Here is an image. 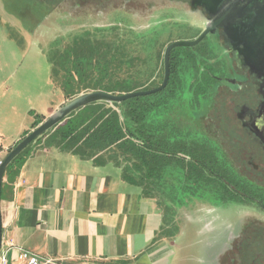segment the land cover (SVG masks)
Masks as SVG:
<instances>
[{
    "label": "trees",
    "instance_id": "16d2710c",
    "mask_svg": "<svg viewBox=\"0 0 264 264\" xmlns=\"http://www.w3.org/2000/svg\"><path fill=\"white\" fill-rule=\"evenodd\" d=\"M26 1L36 12L43 6L48 13L65 0ZM163 32L160 27L138 32L119 24L83 31L66 44L57 40L52 80L68 100L97 91L124 95L157 88L155 76L160 70L164 74V52L172 41H162ZM177 51L171 53L165 90L120 104L98 102L73 112L29 145L5 174L38 144L100 167L112 164L121 170L124 181L156 200L164 221L160 236L168 239L179 234V208L210 200L217 205L234 202L230 184L235 182L216 176L224 173L218 147L176 118L180 110L196 113L208 99L211 84L216 83L208 73L209 61L218 55L205 42L184 56ZM36 118L34 129L44 121Z\"/></svg>",
    "mask_w": 264,
    "mask_h": 264
},
{
    "label": "crops",
    "instance_id": "0c3cea01",
    "mask_svg": "<svg viewBox=\"0 0 264 264\" xmlns=\"http://www.w3.org/2000/svg\"><path fill=\"white\" fill-rule=\"evenodd\" d=\"M24 6L35 22L39 13L31 2L0 0L2 160L34 130L36 116L45 120L71 101L51 76L41 79L35 34L21 46L3 27ZM1 218L0 264H28L23 253L55 264H176L183 234L181 227L174 239L160 236L158 203L124 181L116 166L100 167L39 144L4 175Z\"/></svg>",
    "mask_w": 264,
    "mask_h": 264
},
{
    "label": "rangeland",
    "instance_id": "374dc122",
    "mask_svg": "<svg viewBox=\"0 0 264 264\" xmlns=\"http://www.w3.org/2000/svg\"><path fill=\"white\" fill-rule=\"evenodd\" d=\"M182 1L183 4L180 5L176 0H66L56 7L50 17L44 15L42 5V8H37V22L28 17V7L24 6V9L19 10L21 13L12 14L13 17L4 20L3 27L21 46H28V41L32 39L30 36L35 34V48L39 51V57L35 55V60L39 63L42 79L47 75L52 77L51 57L57 40L66 44L79 33L94 28L120 24L138 32H146L165 18L160 15L165 11L171 13L170 18L173 20L169 18L163 25L168 26L173 22L181 24L177 23L180 24L178 27H166L161 34V40H193L199 32L198 28H202L204 23L200 25L194 15L185 17L183 13H189L190 7L188 0ZM189 24L191 28L186 27ZM188 49L193 48H177V52L184 56ZM223 56L229 59L224 53ZM160 66L162 67L161 62ZM159 69L161 68L158 67ZM161 75L163 76L162 70L155 76L157 85H161ZM242 103V96L236 91L221 87L215 93L214 99L200 112L180 110L176 118L189 130H198L201 135L213 141L238 165L244 155L254 151L252 145L244 137H240L241 131L237 128L235 114ZM258 183L264 186V180H259ZM190 206L178 209L176 221L179 232L183 228V234L178 240L176 264H219L221 256L230 249L235 238L242 232L243 224H248L244 235L250 238L248 250L252 251L253 246L264 239V215L258 211L257 213L226 205L214 212H207L211 210L208 202H196ZM198 210L204 213L199 214ZM252 255L244 257L235 252L222 264H250L255 257Z\"/></svg>",
    "mask_w": 264,
    "mask_h": 264
},
{
    "label": "flooded vegetation",
    "instance_id": "af4514ba",
    "mask_svg": "<svg viewBox=\"0 0 264 264\" xmlns=\"http://www.w3.org/2000/svg\"><path fill=\"white\" fill-rule=\"evenodd\" d=\"M176 1L177 4H183L182 0ZM187 2L190 7V11L189 13L184 11L183 14L185 17L194 15L196 17V21L200 25L204 23L202 28H198L199 32L193 39L195 40L202 34L211 17L203 7H194L192 5V0H188ZM160 15H163L165 18L162 21L157 22L158 25L154 27H160L165 31L168 26L178 27L181 24L180 22H173L172 24H168V26L163 25L167 23V19L171 17V13L162 11ZM170 19L173 20V18ZM186 27L191 28V25L189 24ZM173 42L175 41H171L169 44ZM203 42L207 43L209 51L212 50L218 55L216 59L209 61V65L212 66L210 67L212 70L210 69L211 71L208 72L210 77L214 79L216 83L211 84L208 99L199 109L196 110V113L200 112L206 104L210 103L214 99L215 93L221 87H228L229 90L236 91L239 96H242L243 100L242 105L238 107L235 114L238 122L237 128L238 131H241V134L239 133L240 137H244L243 139L249 142L254 150L253 152H248V155H244L241 163L236 165L234 161H231L226 152H224L218 145L208 138L218 147L221 159L224 163V173L216 174V176L223 177L226 181L235 182L230 184V186L232 187V192H234L236 199L234 202L225 205H217L214 200H210L211 202H209L208 205L211 206V210L207 212H214L227 205L243 208L252 212L258 211L264 215V186L258 183L259 180H264V140L258 137L248 127V124H252V122L259 116L258 110L264 100L262 96V92L264 91L262 88L263 79L257 78L250 72L249 67L245 64L244 58L239 56L238 52L230 51V41L222 29H219L214 35L207 36L201 43ZM201 43L192 48L198 47ZM222 52L226 54L229 59L225 58ZM198 64H200V62ZM217 67L220 68V72L216 71ZM196 134L203 136L198 130H196ZM256 161H259L260 163L257 164ZM200 211L201 210H198L199 214L204 213L203 211ZM247 228L248 224H243L242 232L237 236V238H235L230 249L221 256L219 264H222L235 252L237 254L239 253L241 256L244 255V257L251 254L255 255L252 259L253 263L251 262L250 264H264V239H261V242L254 245V249L252 251L248 250L250 248L249 243H251L249 240L250 238L248 239L247 237H244Z\"/></svg>",
    "mask_w": 264,
    "mask_h": 264
},
{
    "label": "water",
    "instance_id": "95a60500",
    "mask_svg": "<svg viewBox=\"0 0 264 264\" xmlns=\"http://www.w3.org/2000/svg\"><path fill=\"white\" fill-rule=\"evenodd\" d=\"M192 5L203 7L211 18L197 39L193 41H175L166 47L163 81L159 87L146 91H134L124 95H113L102 91L82 94L46 118L4 158L0 165V250L2 243L1 193L7 168L29 145L60 125L68 116L79 109L98 102L120 104L165 90L170 79V57L173 50L195 47L207 36L214 35L219 29H222L230 41V51L238 52L239 56L244 58L250 72L257 78L263 79L262 88L264 89V0H192ZM262 96L264 99V91ZM258 113L259 116L252 124H248V127L264 140V100Z\"/></svg>",
    "mask_w": 264,
    "mask_h": 264
},
{
    "label": "built area",
    "instance_id": "2783aa9c",
    "mask_svg": "<svg viewBox=\"0 0 264 264\" xmlns=\"http://www.w3.org/2000/svg\"><path fill=\"white\" fill-rule=\"evenodd\" d=\"M3 160L0 159V165L2 164ZM22 258L28 262V264H55L52 260L42 261L38 257L30 255L28 253H23ZM2 264H6L5 260H2Z\"/></svg>",
    "mask_w": 264,
    "mask_h": 264
}]
</instances>
